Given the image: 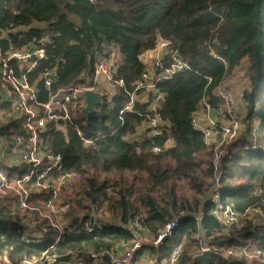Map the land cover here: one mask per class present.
Wrapping results in <instances>:
<instances>
[{
  "label": "trees",
  "instance_id": "obj_1",
  "mask_svg": "<svg viewBox=\"0 0 264 264\" xmlns=\"http://www.w3.org/2000/svg\"><path fill=\"white\" fill-rule=\"evenodd\" d=\"M159 38L172 41L190 68L155 83L164 96L157 109L168 124L164 136L136 140L153 115V94L148 102H135L137 113L120 117V112L145 69L138 57L153 50ZM10 45L46 49V59L29 75L41 102L49 96L39 80L45 69L54 70L51 90L57 91L74 85L82 73L92 78L97 64L113 59L115 79L124 83L111 89L90 117L81 114L66 125L48 123L47 150L62 157L61 169L53 177L74 171L85 179L83 197L70 211L73 224H83L96 208L123 221L145 212L149 234L157 237L177 218L172 235L158 247L146 249L150 258L162 259L180 247L179 264H203L195 262L201 245L252 238L264 247V226L249 221L226 231L212 216L213 155L191 123L203 101L213 108L220 106L215 89L248 59L250 87L243 100L249 124L243 137L226 149L219 192L221 202L237 212L253 208L264 212V150L254 148L249 140L253 117L264 131V0H0V58ZM9 112L0 95V136L23 132L21 121L6 120ZM166 142L168 148L153 152L155 145L163 147ZM10 170L15 178L29 166ZM27 232L41 234V242L25 241ZM57 236L37 212L13 208L9 197L0 201V257L6 255L13 263L40 256L53 246L54 253L86 257L103 249L115 251L131 240L128 231L113 227L66 236L55 244ZM211 264L261 263L213 257Z\"/></svg>",
  "mask_w": 264,
  "mask_h": 264
},
{
  "label": "built area",
  "instance_id": "obj_2",
  "mask_svg": "<svg viewBox=\"0 0 264 264\" xmlns=\"http://www.w3.org/2000/svg\"><path fill=\"white\" fill-rule=\"evenodd\" d=\"M47 57L42 46L29 45L16 49L10 45L0 58L1 103L8 105L10 112L6 120L22 122L23 132L0 136V201L9 197L13 208L37 212L46 219L57 233L55 244L66 236L81 233H95L113 227L128 231L131 240L117 249H103L80 256L71 252L67 261L59 263L63 255L52 252L54 246L40 256L26 258L13 263L8 256L0 257V264H179L181 248L172 251L168 257L152 259L145 256L147 247H158L172 235L178 219L171 220L165 228L152 237L146 227L147 213L141 212L129 221H123L103 213V209H94L87 214L83 224H73L70 211L83 197L85 179L79 172H64L53 177L55 170L61 169L62 157L47 150L46 133L49 122L63 125L74 123L87 107L86 92L100 94L103 98L117 85L124 87L123 81L115 79L114 60L110 59L95 66L92 78H85L82 73L76 83L67 89L52 91L56 81L54 70L45 69L39 80L49 91L48 100L38 99L36 84L30 79L40 63ZM139 61L145 69L134 84L135 92L130 94V101L120 112L137 113L134 104L140 93H152L153 101L144 133L146 139L162 138L168 124L158 114L159 102L163 94L157 90L155 83L171 79L175 74L188 70L189 64L183 60L179 51L170 40L159 38L156 47L141 54ZM165 61L167 65H165ZM220 100V106L213 108L203 101L201 108L192 116V126L203 136L204 145L212 151L215 170V186L211 201L212 216L227 231L240 229L251 221L253 226H264V212L260 208L249 209L244 213L237 212L232 206L221 202L220 189L223 176V158L228 146L239 141L247 129V103L239 100L233 84L226 79L214 91ZM150 98V97H149ZM150 99H148L149 101ZM146 101V102H148ZM215 112V113H214ZM250 139L254 148L264 150V131L260 130V121L253 117L250 122ZM131 140V139H128ZM88 141H85L87 144ZM170 146L155 145L153 152L159 154ZM28 165L24 174L12 177L11 168ZM34 191L37 197H34ZM44 193L43 195H38ZM42 206V209L39 207ZM44 209V210H43ZM184 215V213H182ZM201 221V217L197 218ZM27 242H41L42 235L27 232ZM201 253L212 251L222 257H242L249 261L264 264V247L256 244L252 238L242 243L227 245H201ZM149 253V252H148Z\"/></svg>",
  "mask_w": 264,
  "mask_h": 264
},
{
  "label": "crops",
  "instance_id": "obj_3",
  "mask_svg": "<svg viewBox=\"0 0 264 264\" xmlns=\"http://www.w3.org/2000/svg\"><path fill=\"white\" fill-rule=\"evenodd\" d=\"M248 68H249V61L248 59H244L237 67H235V69L229 75V77L226 78L227 81L233 84V87L235 88V91H236V94L239 100H243L244 92L248 90L250 87V81L248 77ZM145 94L149 95V97L151 95V93L149 94L145 93ZM139 97H140V94H139ZM144 129L145 128H143L134 137L136 140L142 139L145 137ZM144 255L148 257L149 256L148 251L144 252Z\"/></svg>",
  "mask_w": 264,
  "mask_h": 264
},
{
  "label": "water",
  "instance_id": "obj_4",
  "mask_svg": "<svg viewBox=\"0 0 264 264\" xmlns=\"http://www.w3.org/2000/svg\"><path fill=\"white\" fill-rule=\"evenodd\" d=\"M85 97L87 100V107L84 109V114L87 117H90L96 112V107L100 106L103 101V97L94 92H86ZM200 229L202 231V225H200ZM203 237V233H201ZM213 257H222V255L212 252V251H207V252H202L200 255H198L195 258V262H202L203 264H211V259Z\"/></svg>",
  "mask_w": 264,
  "mask_h": 264
},
{
  "label": "rangeland",
  "instance_id": "obj_5",
  "mask_svg": "<svg viewBox=\"0 0 264 264\" xmlns=\"http://www.w3.org/2000/svg\"><path fill=\"white\" fill-rule=\"evenodd\" d=\"M138 99L140 100V102H146L149 99V95H147L145 93H140V97L138 95ZM108 177H110L111 179L116 178L114 175H111V176H108Z\"/></svg>",
  "mask_w": 264,
  "mask_h": 264
}]
</instances>
